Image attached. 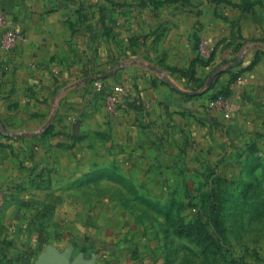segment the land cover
Returning a JSON list of instances; mask_svg holds the SVG:
<instances>
[{
	"label": "crops",
	"instance_id": "1",
	"mask_svg": "<svg viewBox=\"0 0 264 264\" xmlns=\"http://www.w3.org/2000/svg\"><path fill=\"white\" fill-rule=\"evenodd\" d=\"M165 1L155 8L139 0H0V34L12 28L25 36L12 48L0 44V264H39L51 253L69 254L71 264H136L124 219L107 202L82 201L91 187L78 181L114 167L143 176L140 163L155 142L175 145L176 125L185 122L179 112L190 105L150 86L148 67H191L196 8L212 58L198 76L219 69L216 89L223 88L241 43L245 60L259 55L244 107L264 111V0L248 13L207 0L186 8ZM95 82L126 90L108 123L104 96L88 94ZM130 97L143 100L147 121ZM165 130L169 136L159 137Z\"/></svg>",
	"mask_w": 264,
	"mask_h": 264
},
{
	"label": "rangeland",
	"instance_id": "2",
	"mask_svg": "<svg viewBox=\"0 0 264 264\" xmlns=\"http://www.w3.org/2000/svg\"><path fill=\"white\" fill-rule=\"evenodd\" d=\"M139 1L159 7L155 0ZM207 1L227 4L242 13L259 2ZM170 2L183 8L195 7L191 0L164 3ZM193 14L194 49L198 54L191 67L172 73L157 65L148 67L150 86L165 87L190 105L187 111L179 112L185 122L176 125L175 145L163 149L155 142L152 159L148 156L150 160L140 163L143 176H123L116 167L107 170L113 176L106 175L105 169L94 172L78 181L91 187L78 196L95 204L107 202L124 219L127 239H131L129 255L136 264H264V111L246 109L243 94L247 86H252L248 76L259 55L245 60L239 43L232 59L234 67L228 70L231 77L223 88L216 89L222 73L219 69L203 78L197 73V67L209 65L211 58L200 51L201 45L207 49L206 40L199 35L202 10L196 8ZM4 17L2 10L0 19ZM9 29L0 34L3 47H7ZM95 83L88 90L89 96L94 99L102 94L105 111L110 96L118 106L117 113L104 116L108 123L127 101L126 90L103 85V91L95 92ZM234 95L238 96L234 99ZM128 103L147 121L141 98L130 97ZM169 134L170 130H165L159 137ZM95 137L104 139L106 135L98 132Z\"/></svg>",
	"mask_w": 264,
	"mask_h": 264
},
{
	"label": "built area",
	"instance_id": "3",
	"mask_svg": "<svg viewBox=\"0 0 264 264\" xmlns=\"http://www.w3.org/2000/svg\"><path fill=\"white\" fill-rule=\"evenodd\" d=\"M23 39H25V36L22 33L18 32L15 29H9L5 36V41H6L5 44L8 48H12L16 45L17 42ZM200 51L203 54H207V49L205 48L204 45L200 46ZM94 88H95V92H101L103 91L104 86L101 82H96ZM106 111H107V115L117 113L118 106L114 97L110 96L106 99Z\"/></svg>",
	"mask_w": 264,
	"mask_h": 264
},
{
	"label": "water",
	"instance_id": "4",
	"mask_svg": "<svg viewBox=\"0 0 264 264\" xmlns=\"http://www.w3.org/2000/svg\"><path fill=\"white\" fill-rule=\"evenodd\" d=\"M165 80L172 85L175 89H177L179 92H182L179 88L176 87V85L171 81L170 78L165 76ZM39 264H71L70 263V256L69 254H65L62 256H59L55 253H51L47 256H45L42 261ZM72 264H79L78 262H74ZM87 264H93V263H87Z\"/></svg>",
	"mask_w": 264,
	"mask_h": 264
},
{
	"label": "trees",
	"instance_id": "5",
	"mask_svg": "<svg viewBox=\"0 0 264 264\" xmlns=\"http://www.w3.org/2000/svg\"><path fill=\"white\" fill-rule=\"evenodd\" d=\"M211 59H212V58H211ZM208 195H209V194H208ZM210 195H211V194H210ZM210 195H209V196H210Z\"/></svg>",
	"mask_w": 264,
	"mask_h": 264
}]
</instances>
